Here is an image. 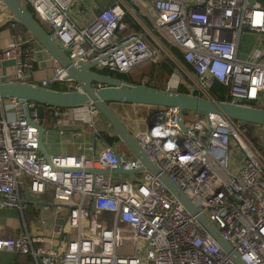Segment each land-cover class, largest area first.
Listing matches in <instances>:
<instances>
[{
	"label": "built area",
	"instance_id": "2783aa9c",
	"mask_svg": "<svg viewBox=\"0 0 264 264\" xmlns=\"http://www.w3.org/2000/svg\"><path fill=\"white\" fill-rule=\"evenodd\" d=\"M20 1L31 6L44 30L55 33L74 67L95 62L96 70L126 73L162 58L183 75L186 93L212 99L207 90L217 81L225 87L221 102L264 105V0H113L82 25L71 14L76 0ZM128 13L139 20L138 30L124 32ZM4 26L12 30V39L0 48V64L11 60L13 74L3 72L0 82L53 89L65 81L71 83L64 86L67 91L79 90L54 59L48 77L27 82L35 53L0 0ZM243 32L256 39L246 57L238 54ZM179 82L171 73L164 89L173 91ZM83 106L95 111L90 103ZM78 108L49 110L58 124L65 114L81 119ZM179 120L175 107L155 106L146 127L133 137L244 264H264V156L242 139L240 121L196 111L181 113ZM42 123L33 102L0 100V209L16 207L22 213L31 201L46 207L40 198L49 191L60 222L35 234L24 223L16 236H0V251L28 255L34 264H235L158 175L140 169V160L123 145L124 152L108 145L96 155L45 158L38 150L37 124ZM229 144L240 153L233 168L228 167ZM117 165L134 172L114 180V174L91 171L109 172ZM35 220L45 224L41 216ZM61 235L62 245H43Z\"/></svg>",
	"mask_w": 264,
	"mask_h": 264
},
{
	"label": "water",
	"instance_id": "95a60500",
	"mask_svg": "<svg viewBox=\"0 0 264 264\" xmlns=\"http://www.w3.org/2000/svg\"><path fill=\"white\" fill-rule=\"evenodd\" d=\"M2 1L6 5V8L16 17L23 29L31 34V41L34 40L39 43L51 58L65 69V78L75 83L79 87V90H55L24 82L4 81L0 82V100L16 98L21 102L31 101L33 103L57 108L80 107L90 103L108 123L110 135L116 137L129 154L140 160L142 164L140 169H147L151 173L158 175V178L166 189L182 203L190 214L195 216L199 224L212 237L217 245L229 255L235 264H244L233 251L230 244L219 235L218 231L203 215L198 213L183 192L172 183L164 173L159 171L155 162L137 143L133 134L125 128L122 120L110 109L108 103L125 102L150 106H172L176 109L178 120L181 113L187 110L204 114L216 113L233 121L261 126H264V109L198 97L193 95L192 91L189 93H179L146 86L144 84L123 82L113 76L102 74L94 69L95 62H89L79 67H74L62 51L55 33H48L44 30L20 0ZM178 125L181 130H184L180 120L178 121ZM37 127L38 150L47 158L49 155L41 142V136L45 128L41 124H37ZM96 133L97 132L93 133V136H95ZM92 143L93 145L95 144V137H93ZM91 171L94 173L124 174L128 177L134 172L133 170H124L119 165L109 172L107 170Z\"/></svg>",
	"mask_w": 264,
	"mask_h": 264
},
{
	"label": "crops",
	"instance_id": "0c3cea01",
	"mask_svg": "<svg viewBox=\"0 0 264 264\" xmlns=\"http://www.w3.org/2000/svg\"><path fill=\"white\" fill-rule=\"evenodd\" d=\"M113 4V0H76L71 6V14L74 17V21L81 24L83 21H88L92 13L108 7ZM148 6L145 7L147 9ZM127 19V20H126ZM139 20L134 19L129 13L124 17L125 30H138ZM252 33L243 32L241 37H252L255 39V35ZM12 39V30L4 26L0 28V48L6 47ZM24 40L28 47L33 48L35 53V62L33 63L31 73L27 82L37 83L39 80L48 77L51 74L52 67L54 65L53 58L45 51V49L36 41H31V34L24 29ZM255 41H253L248 48V52L241 57H246L251 50L256 48ZM5 73V76H11L13 74V62L11 60L5 61L0 64V74ZM183 79L179 83H183ZM167 82V80H166ZM164 84V88L166 85ZM70 83V82H69ZM68 82H58L55 83L57 89L55 90H66L65 85ZM71 84V83H70ZM73 84V82H72ZM54 89V88H53ZM175 91V89L173 90ZM110 109L122 120L125 128L134 134L143 130L146 127L147 116L153 111L155 106L136 104V103H125V102H109ZM44 115L48 108L41 109ZM50 111V110H49ZM80 111L81 119L73 120L69 115L59 118L60 122L57 124L55 121L51 123H42L45 127L46 133L41 136V142L45 148L48 155H65L74 153H83L86 155H96L103 147L113 146L118 152H124V147L121 148L119 141L107 144L105 140L99 134L100 131H105L108 136H112L109 133V125L104 120V118L98 113V111H88L87 106H81L77 109ZM51 113V111H50ZM52 115V114H51ZM53 117V116H52ZM44 120V117H41ZM47 119V117H45ZM55 118V117H53ZM55 120V119H54ZM90 124V125H89ZM255 131L258 146L262 151H264V127H257L253 124L252 129ZM44 131V132H45ZM43 132V133H44ZM93 136V133H95ZM95 137V144L93 145L92 140ZM91 144L92 150L88 151L87 147ZM122 145V144H121ZM49 193L41 196L40 200L43 204H49L46 207L43 205L36 204L34 206L32 201L27 203L28 206L21 213L16 207H6L0 209V236L3 237H14L23 228L25 223L27 229L31 234L44 233L48 231L49 226L58 222L57 216L50 205V195ZM28 209V210H27ZM27 210L25 216L24 211ZM36 216H41L45 220L43 226L36 227L34 225V220ZM65 237L54 236L51 242H46L43 244L49 247H55L57 245H62ZM0 264H34L28 255L11 253L7 251H0Z\"/></svg>",
	"mask_w": 264,
	"mask_h": 264
},
{
	"label": "trees",
	"instance_id": "16d2710c",
	"mask_svg": "<svg viewBox=\"0 0 264 264\" xmlns=\"http://www.w3.org/2000/svg\"><path fill=\"white\" fill-rule=\"evenodd\" d=\"M24 5L34 16V12L32 11L31 6L29 4H24ZM172 51L175 56L177 57L179 56L178 52L175 49H173ZM184 65L185 67H188L186 64ZM98 71L102 74L113 76L123 82H128L132 84H144L146 86L164 89V84L166 80L168 79V76L172 72V66L166 60L160 58L159 60L157 59L155 61H148V60L144 61L136 65L135 67H133L126 73L112 72L106 69H99ZM52 88L57 89V86L55 85V83L53 84ZM175 92L186 93V89L182 86L181 83H179L175 89ZM207 92H208V95L212 99L216 101H221L224 99L225 87L221 83L217 81H213L211 85L209 86ZM34 105L37 109L38 115L40 117L42 116L44 117L43 124L48 123V122L52 124L55 121L54 120L55 118L52 117L49 110H47L46 113L44 112V115H43V112L41 109L48 108V106L42 105L39 103H34ZM261 108L264 109V105L261 106ZM186 111L187 110L183 111L182 113L185 114ZM45 117H47V119ZM252 126L253 124L251 123L241 122V128L247 131H251ZM99 134L101 135V137L103 138V140H105L107 144L111 145L115 141H118L116 137L108 136L105 131H100ZM253 144L264 156V151L260 149V147L258 146V143L255 141Z\"/></svg>",
	"mask_w": 264,
	"mask_h": 264
},
{
	"label": "rangeland",
	"instance_id": "374dc122",
	"mask_svg": "<svg viewBox=\"0 0 264 264\" xmlns=\"http://www.w3.org/2000/svg\"><path fill=\"white\" fill-rule=\"evenodd\" d=\"M72 18H74V17L72 16ZM86 22L87 21H83L82 24H85ZM252 36H254V35H252ZM253 41H255L254 38H252L250 36L241 37L240 38L239 45H238V54H239V56L240 55L244 56L249 51L248 48L250 47V45H251V43ZM157 59L159 60V58H157ZM171 73H174L175 75H177V77H179L180 81L182 80L183 75H181L178 70L172 71ZM171 73H170V75H171ZM183 79H185V78H183ZM240 132L242 134V139L245 141V143L255 147V145L253 144L255 141L257 142L255 131H253V130L247 131V130H245L243 128H240ZM45 133H46V131L43 133V137H44ZM118 146L121 148L122 147L121 143ZM227 155H228V167L229 168H233L234 166H236V165H238L240 163V153H239V151L236 149V147L233 144H231V145L229 144ZM112 177H113L114 180H122V179L125 178V175L124 174H114ZM47 193H49V191ZM49 195H45V196H49ZM27 206H28V204H26V207ZM27 210L24 211L25 216H27L26 215ZM60 217H61V215H57V217H56L58 222H60ZM34 225L36 227L41 226L39 221H36V220H34Z\"/></svg>",
	"mask_w": 264,
	"mask_h": 264
},
{
	"label": "bare ground",
	"instance_id": "6f19581e",
	"mask_svg": "<svg viewBox=\"0 0 264 264\" xmlns=\"http://www.w3.org/2000/svg\"><path fill=\"white\" fill-rule=\"evenodd\" d=\"M173 79V78H172ZM174 80V79H173Z\"/></svg>",
	"mask_w": 264,
	"mask_h": 264
}]
</instances>
